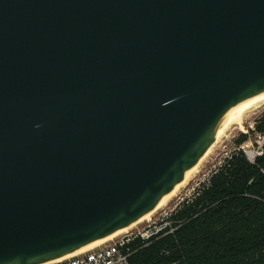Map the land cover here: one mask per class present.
Masks as SVG:
<instances>
[{"label": "water", "instance_id": "water-1", "mask_svg": "<svg viewBox=\"0 0 264 264\" xmlns=\"http://www.w3.org/2000/svg\"><path fill=\"white\" fill-rule=\"evenodd\" d=\"M264 93V0H0V264L153 210Z\"/></svg>", "mask_w": 264, "mask_h": 264}, {"label": "trees", "instance_id": "trees-1", "mask_svg": "<svg viewBox=\"0 0 264 264\" xmlns=\"http://www.w3.org/2000/svg\"><path fill=\"white\" fill-rule=\"evenodd\" d=\"M168 220L173 233L124 246L131 264H264V154L250 163L233 152Z\"/></svg>", "mask_w": 264, "mask_h": 264}, {"label": "built area", "instance_id": "built-area-1", "mask_svg": "<svg viewBox=\"0 0 264 264\" xmlns=\"http://www.w3.org/2000/svg\"><path fill=\"white\" fill-rule=\"evenodd\" d=\"M257 113L255 112L251 118ZM264 112L254 117L247 125V130L244 131L248 138L242 144L236 145L234 149L227 154V157L232 156L233 152H244L247 160L250 163H255L258 157L264 154V130L257 129V123L261 121ZM210 177V176H209ZM171 215V214H170ZM176 227L167 219H159L151 221L143 227H136L135 231H131L118 241L104 243L98 247L85 251L83 253L63 257L42 264H131L129 253L123 251L124 246L131 240L141 238L147 243L153 239H157L166 234L173 233ZM180 264V263H177Z\"/></svg>", "mask_w": 264, "mask_h": 264}, {"label": "rangeland", "instance_id": "rangeland-1", "mask_svg": "<svg viewBox=\"0 0 264 264\" xmlns=\"http://www.w3.org/2000/svg\"><path fill=\"white\" fill-rule=\"evenodd\" d=\"M253 109L257 113L254 117L260 115L262 112H264V102L259 103L255 106V108L252 107L251 109L246 111L243 116L244 125L242 128L235 125L230 127L225 133H223L219 141H217L216 145H214L211 149L209 155H207L205 161H203V165L201 164L197 173L191 178L189 184L183 187L182 190H180L176 196H174L165 205H163V207L157 210L149 219H146L144 222L136 225L125 233L114 237L109 242L118 241L131 231H135L137 226L140 228L144 225H148L151 221L167 219L170 214L175 209H177L178 206L184 203L186 199L190 198L194 194L196 188L200 187V184L204 181H207L212 172L216 170L220 166V164L225 160L227 154L234 149V147L236 146L235 140L239 137L241 133H245L244 131L247 130L248 123L251 122L254 118H251L250 116V114H252V111H254Z\"/></svg>", "mask_w": 264, "mask_h": 264}, {"label": "bare ground", "instance_id": "bare-ground-1", "mask_svg": "<svg viewBox=\"0 0 264 264\" xmlns=\"http://www.w3.org/2000/svg\"><path fill=\"white\" fill-rule=\"evenodd\" d=\"M264 102V93L259 95L258 97L254 98L253 100H251L249 103H247L246 105H244L242 108H240L239 110H237L236 112H234L233 114H231L230 116H228L223 123L218 127L216 134L214 136L213 142L211 147L209 148V150L202 156V158L192 167L190 168L186 175L183 177V179L176 184V186L170 190L162 199L161 201L158 203V205L151 210L150 212H148L147 214L143 215L141 218H139L137 221L121 228L120 230H118L117 232L113 233L112 235L88 246L85 248H82L80 250H77L73 253L68 254L67 256L64 257H68L70 255H75V254H79V253H83L85 251H88L90 249H93L95 247H98L104 243L109 242L110 240H112L114 237H117L123 233H125L126 231L130 230L131 228L135 227L136 225L144 222L146 219H149L157 210H159L161 207H163V205H165L169 200H171L174 196L177 195V193L182 190L183 187H185L187 184H189L191 178L197 173L199 167L201 166V164L203 163V161H205L207 155H209L211 149L213 148L214 145H216L217 141H219L220 137L223 135V133H225L230 127L232 126H238L240 128L243 127L244 125V114L246 113V111H248L249 109H251L252 107L255 108L256 105H258L259 103ZM254 110V109H253ZM254 112H256L255 110L252 111V114H250V116H252L254 114ZM249 115V114H248ZM244 130V129H242ZM203 165V164H202ZM63 257L59 258L62 259Z\"/></svg>", "mask_w": 264, "mask_h": 264}]
</instances>
